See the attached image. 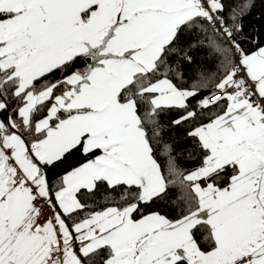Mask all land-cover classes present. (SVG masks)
Wrapping results in <instances>:
<instances>
[{
    "label": "snow or ice",
    "instance_id": "obj_1",
    "mask_svg": "<svg viewBox=\"0 0 264 264\" xmlns=\"http://www.w3.org/2000/svg\"><path fill=\"white\" fill-rule=\"evenodd\" d=\"M252 7L0 0V264H264Z\"/></svg>",
    "mask_w": 264,
    "mask_h": 264
},
{
    "label": "trees",
    "instance_id": "obj_2",
    "mask_svg": "<svg viewBox=\"0 0 264 264\" xmlns=\"http://www.w3.org/2000/svg\"><path fill=\"white\" fill-rule=\"evenodd\" d=\"M253 7L250 12L242 19V33L237 37L239 42L246 50H252L253 44L252 41L255 40L261 46H264V0H252ZM195 58L197 63L201 64L205 70L210 69L212 67V63L210 61H205L203 59V55L195 54ZM186 74L188 70L186 69ZM162 123L167 124V118H165ZM164 139H179L180 144L177 145V149L185 147V143L183 141L182 133L177 130H169L167 128L164 129L163 132Z\"/></svg>",
    "mask_w": 264,
    "mask_h": 264
}]
</instances>
